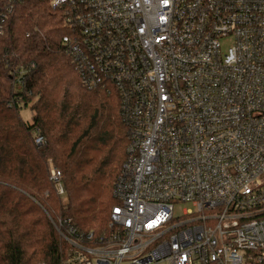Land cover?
<instances>
[{"label":"built area","instance_id":"1","mask_svg":"<svg viewBox=\"0 0 264 264\" xmlns=\"http://www.w3.org/2000/svg\"><path fill=\"white\" fill-rule=\"evenodd\" d=\"M17 1L0 0V21ZM47 1L131 138L114 231L95 246L61 234L75 248L62 264H264V0ZM50 180L67 203L53 163Z\"/></svg>","mask_w":264,"mask_h":264},{"label":"trees","instance_id":"2","mask_svg":"<svg viewBox=\"0 0 264 264\" xmlns=\"http://www.w3.org/2000/svg\"><path fill=\"white\" fill-rule=\"evenodd\" d=\"M67 34L64 13L47 0L17 1L0 21V264H62L75 248L61 234L95 246L114 231L129 129L118 93L83 83ZM18 71L26 72L19 80ZM50 163L63 174L67 203Z\"/></svg>","mask_w":264,"mask_h":264},{"label":"rangeland","instance_id":"3","mask_svg":"<svg viewBox=\"0 0 264 264\" xmlns=\"http://www.w3.org/2000/svg\"><path fill=\"white\" fill-rule=\"evenodd\" d=\"M229 47L228 44L224 45V50H226L227 48ZM22 117L25 121H28V122H31V119H32V114H31V111L29 110V108L27 109H23L22 112ZM54 164V163H53ZM55 165V164H54ZM189 209H193L195 210L192 205L190 204H183V205H180L178 206L176 209H175V213L179 216H183V212L184 210H189ZM207 214H209V212H207Z\"/></svg>","mask_w":264,"mask_h":264}]
</instances>
